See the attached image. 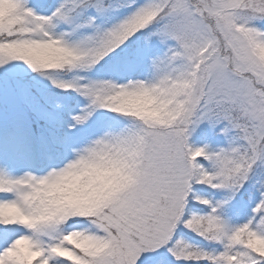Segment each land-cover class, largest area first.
Returning a JSON list of instances; mask_svg holds the SVG:
<instances>
[{"label":"snow or ice","instance_id":"snow-or-ice-1","mask_svg":"<svg viewBox=\"0 0 264 264\" xmlns=\"http://www.w3.org/2000/svg\"><path fill=\"white\" fill-rule=\"evenodd\" d=\"M154 259L264 264V0H0V264Z\"/></svg>","mask_w":264,"mask_h":264},{"label":"trees","instance_id":"trees-1","mask_svg":"<svg viewBox=\"0 0 264 264\" xmlns=\"http://www.w3.org/2000/svg\"><path fill=\"white\" fill-rule=\"evenodd\" d=\"M71 97V98H70ZM65 103L69 107H75V98L69 95V97L65 100ZM193 142H198L200 145L196 147L204 146L205 142H209L210 147H223L225 146V138L221 136H217L212 130L202 127L199 132L193 137ZM155 264V263H153Z\"/></svg>","mask_w":264,"mask_h":264},{"label":"rangeland","instance_id":"rangeland-1","mask_svg":"<svg viewBox=\"0 0 264 264\" xmlns=\"http://www.w3.org/2000/svg\"><path fill=\"white\" fill-rule=\"evenodd\" d=\"M206 128H208V127H206ZM93 130H94V124H90L87 129H83V130H81V132L75 133L74 135H76V136H83V135L92 133ZM198 145H200V144L197 143V142L194 143V146H198ZM154 262H155V259L153 260V263Z\"/></svg>","mask_w":264,"mask_h":264},{"label":"clouds","instance_id":"clouds-1","mask_svg":"<svg viewBox=\"0 0 264 264\" xmlns=\"http://www.w3.org/2000/svg\"><path fill=\"white\" fill-rule=\"evenodd\" d=\"M108 179L116 180V179H119V176L117 173H110V174H108Z\"/></svg>","mask_w":264,"mask_h":264}]
</instances>
